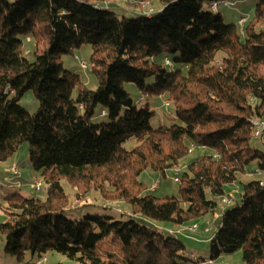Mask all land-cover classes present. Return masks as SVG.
Instances as JSON below:
<instances>
[{
    "label": "trees",
    "instance_id": "trees-1",
    "mask_svg": "<svg viewBox=\"0 0 264 264\" xmlns=\"http://www.w3.org/2000/svg\"><path fill=\"white\" fill-rule=\"evenodd\" d=\"M229 1L159 0L151 15L118 16L111 0H0V162L28 142L30 165L46 188L45 199L4 197L6 256L19 264L50 254L77 264H184L179 241L135 218L184 226L213 214L217 198L228 196L224 187L253 162L264 173V152L251 146L252 122L264 118V0H255L242 29L204 10ZM40 35L45 46L28 60L22 37L36 44ZM83 46L91 50L94 90L59 61ZM162 54L171 66L154 60ZM124 84L142 99L166 97L179 124L153 127L154 112L137 106ZM27 91L38 101L34 113L18 105ZM96 109L106 122H94ZM190 145L206 151L181 172L179 197H154L140 174L150 169L165 178ZM251 179L221 214L209 239L211 261L241 251L244 264H264V184ZM62 181L86 189L85 197L94 190L103 201L124 203L130 212H117L129 219L99 214L109 208L80 194L70 203ZM74 205L97 212L68 217ZM105 240L119 252L102 254Z\"/></svg>",
    "mask_w": 264,
    "mask_h": 264
},
{
    "label": "rangeland",
    "instance_id": "rangeland-1",
    "mask_svg": "<svg viewBox=\"0 0 264 264\" xmlns=\"http://www.w3.org/2000/svg\"><path fill=\"white\" fill-rule=\"evenodd\" d=\"M110 3V2H109ZM229 5L225 6L224 3H218V13L220 14L222 21L224 24H237L238 20L241 17H245L248 21L253 16L255 0H230ZM101 4V3H100ZM112 5H114L118 11V16H132L130 12H147L152 11L156 13L158 9H160L159 0H111ZM136 8V9H135ZM135 10V11H134ZM206 12H211L208 6L204 7ZM38 42L30 38V37H22V41L24 43V55L28 60H32L33 51H41L45 46V38L43 36H39ZM91 50L88 46H83L78 50H75L71 55H62L60 56V63L62 64L65 70L69 72L79 75L85 82L86 86L90 90H94L97 87L96 76L91 73L90 67V58ZM164 59H168L171 61V57L165 54L159 55L154 60L159 63H163ZM79 62H84L88 70H82L79 66ZM124 90L129 94L130 98L134 101V103L143 107L145 104L151 108L154 112V119L152 120V126H164L170 127L172 125L179 124V121L174 117L172 107H164L163 103H165L166 97H143L139 93V91L135 88L133 84H124ZM18 105L26 110L29 113H34L38 109V101L35 98L34 94L31 91H27L20 98ZM100 109L95 110L94 114V122H106L107 118L100 116ZM251 146L256 149L264 152V144L259 140L253 139L251 142ZM126 149H131V143H127L125 145ZM31 146L28 142H24L19 149L13 153L6 161L0 162V224L6 221L7 215L5 214V204L4 197L9 194L17 193L26 198H39L45 199L46 188L41 181L40 172H36L32 169L29 162V153ZM206 150L195 149L192 153H188L187 157L180 161L179 166L174 169L168 170L166 172V177H160L156 172L147 169L142 172L139 176V180L141 183L145 185L146 188L149 189L152 185H156L157 188L154 190L152 195L156 198H163L165 196H173L178 198V182H175V179L180 177L182 171L185 170L186 166L196 159L201 154L205 153ZM11 168H15L18 172L17 175L11 173ZM246 173H257L258 165L257 162H253L246 168ZM255 180L262 179L264 180V174L256 175ZM252 176L249 174H240L237 176V180L234 183L228 184L224 187L225 195H228L233 203L230 205H224L221 201L223 197L217 198V208L215 209L213 214L206 215L198 221L190 222L184 226H175L172 224H160L154 223L149 220L143 219L141 217L135 218V221L143 226H146L150 229L157 230L162 233L164 237H170L179 241L183 249L178 252V256H180L181 261L184 264H244L242 261V253L241 251H237L233 254L223 255L217 258L214 261L210 260V251H209V239L213 235L215 229L219 224V220L223 211L227 209H231L239 203L240 194H241V183L245 184L250 182ZM39 183L41 184L40 189L36 190L34 185ZM62 186L68 194V200L70 203H75L76 194H80V200H84V202H92L97 204L104 205L109 210L98 212L101 215L113 216L123 221L129 219V217L124 214H128L130 210L128 207L121 202H107L103 201L99 198V193L96 191H91L87 197L85 195L86 189H77L72 186H68L66 182L62 181ZM91 189V188H90ZM89 189V190H90ZM88 190V191H89ZM147 191V189H146ZM149 192V191H148ZM84 193V194H83ZM73 205V204H72ZM76 205L73 207H69L67 209L68 217L74 215L76 218H80L87 214H95L97 211L92 209H84L82 207ZM117 211L124 212L123 215L118 213ZM205 222H209L211 227V232L206 234L203 232V226ZM193 224L199 226V229L195 232H187L186 230L191 227ZM173 229L174 232L178 234L170 235L168 231ZM5 243L3 237L0 235V264H19L17 261L9 256L4 254ZM99 251L102 254H106L108 252L118 253L117 245L113 244L110 240H105L99 247ZM38 263V261H34L33 264ZM22 264H27L24 262ZM40 264H77L73 261H70L64 256L58 254H50L45 258L40 259Z\"/></svg>",
    "mask_w": 264,
    "mask_h": 264
},
{
    "label": "bare ground",
    "instance_id": "bare-ground-1",
    "mask_svg": "<svg viewBox=\"0 0 264 264\" xmlns=\"http://www.w3.org/2000/svg\"><path fill=\"white\" fill-rule=\"evenodd\" d=\"M76 1H86V0H76ZM229 4H230L229 2H226L225 6H228ZM95 5H96V6H98V5H105V6H107L106 3H104V4L95 3ZM217 7H218V4H217L216 2H212V5L210 6V9H211L213 12H216V11H217ZM142 13H143V14H146V15H151L153 12H152V11H147V12H142ZM238 21H240V27H239V25H238V27H239L240 29H242V27L244 26V24H245V22H246L247 20L245 19V17H241ZM164 60H167V61H168V66H167V67L171 66V65H170V62H169L168 59H164ZM80 67H81V66H80ZM81 68H82L83 70H86V68H83V67H81ZM166 107H169V103H168V105H167ZM257 123H264V118L259 119V120H255V121L252 122V124H253V129H254V132H253V138H254V139H257ZM194 150H195V149H194V146H193V145H190V146H189V149H188V152H189V153H192ZM12 174L17 175L18 173H12ZM249 174H252V175H249V176H252V178H256V177H255L256 175H260V174H262V173H261L260 171H257V173H249ZM257 180H260V185H263V184H264V180H262V179H258V178H257ZM175 182H176V179H175ZM40 186H41V184H40ZM209 226H210L209 222H205V224H204L203 227H209ZM197 227H198V225L193 224V225H192L191 227H189L186 231H187V232L193 231V230H195ZM39 264H40V263H39Z\"/></svg>",
    "mask_w": 264,
    "mask_h": 264
},
{
    "label": "built area",
    "instance_id": "built-area-1",
    "mask_svg": "<svg viewBox=\"0 0 264 264\" xmlns=\"http://www.w3.org/2000/svg\"><path fill=\"white\" fill-rule=\"evenodd\" d=\"M226 4V2L224 3V5ZM212 5V3H211ZM210 5V6H211ZM238 25L240 27V21H238ZM163 65L165 67L168 66V61L167 60H164L163 62ZM80 66L83 67V68H86L87 69V66L84 62H80ZM164 107H166L168 105V102L165 101V103H163ZM262 137H264V123H257V139H261ZM11 173H18L17 170L15 168H11ZM264 174V173H262ZM249 175H252V174H249ZM176 182H178V179H176ZM35 189L36 190H39L40 189V184L37 183L36 186L34 185ZM157 188L156 185H152L151 187H149L148 191L149 192H154V190ZM222 203L224 205H230L233 203L232 199L229 197V196H226L222 199ZM199 229V226L193 230V231H190V232H195ZM203 232L206 233V234H209L211 232V227H203ZM40 262H38L37 264H39Z\"/></svg>",
    "mask_w": 264,
    "mask_h": 264
}]
</instances>
